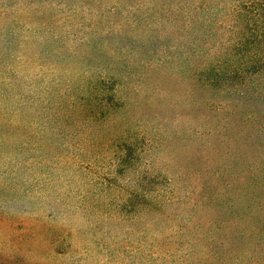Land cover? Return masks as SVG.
<instances>
[{"label": "rangeland", "instance_id": "1", "mask_svg": "<svg viewBox=\"0 0 264 264\" xmlns=\"http://www.w3.org/2000/svg\"><path fill=\"white\" fill-rule=\"evenodd\" d=\"M153 1L158 11V2ZM159 2L162 19L154 25V33L120 37L125 58L118 55L115 61L122 63L125 106L112 111L115 125L109 119L57 125L60 114L50 113L48 108L55 106L42 98L44 89L53 88L59 78L65 82L82 69L110 67L99 49L105 50V38L113 42L121 33H89L92 21L83 11L70 24L64 20L70 12L61 5L60 21L44 29L49 33H40L47 19L34 14V22L20 23L14 35L8 34L12 43L5 62L17 78L21 96L14 107L26 110L30 105L26 98L33 96L40 99V111L23 117L27 124L26 117L34 122L22 129V135L0 131V264H201L199 258L206 251L196 249L197 240L222 243L217 251L224 259L210 258L205 264H230V232L216 231L210 223L228 215L198 204L212 191L214 178L213 183L219 179L223 187L217 185L216 190H225L230 169L245 170L249 163L260 166L264 159L253 151L258 147L248 146L247 152L244 146H230V124L225 120L230 104L222 113L214 110L230 98L213 94L204 107L199 100L194 102L193 96L198 98L192 86L169 66L156 70L162 58L181 62L188 54H179L180 49L192 50L191 43L221 40L225 33H215L214 28L228 24L227 6L221 0L207 1L210 8L202 15L200 27L187 33L181 23L171 27L166 12L183 0ZM39 6L36 3L31 9ZM4 27L0 20V34L9 31ZM4 39L0 35V45ZM115 127L116 133H126L135 141L138 165L160 177L152 188L163 199L157 205L144 201L140 206L129 196L133 177L115 175L111 151L90 149L94 136L112 133ZM242 154L245 157L234 162Z\"/></svg>", "mask_w": 264, "mask_h": 264}, {"label": "trees", "instance_id": "2", "mask_svg": "<svg viewBox=\"0 0 264 264\" xmlns=\"http://www.w3.org/2000/svg\"><path fill=\"white\" fill-rule=\"evenodd\" d=\"M60 1L0 0L2 27L9 29L6 30L7 33L0 34L5 38L0 45L2 66L0 68V131L12 130L16 136L22 135L24 133L22 129L30 127L34 122L33 117H26L27 124L24 120L25 116L40 111L38 106L40 99L33 96L26 98V101L30 102L26 110L22 106L21 110L14 107L16 98L21 97L20 87L17 78L7 69L9 63L5 60L8 56L6 53L8 46L12 43L9 35H14L12 32H15L16 28H21L20 23L29 25L31 20L35 21L34 14L41 15L47 20L42 22L43 30L40 33H49L44 29L60 21L57 16L63 13L62 5L70 12L64 18L66 22L74 24V19L81 10L84 17L92 21L89 33L114 32L122 35L119 34L117 40L113 42H108L105 38V50L99 49L101 54L102 51L105 53L111 64L110 67L94 70L88 67L87 70H80L77 77L65 82L59 78L53 82V88L47 86V89H44L43 101H51V106H55L48 108V111L50 110L51 113L57 110L60 119L55 123L66 127L70 120L81 123L86 121L102 123L109 119L115 125V115L112 111L120 110L125 106L121 89L124 87L121 80L124 72L120 68L122 63L119 60L115 61L118 55L123 56V60L125 58L120 53V50L126 51L120 37L135 32L154 33V25L162 19L160 0H156L159 5L158 11L154 10L153 0H144L145 3H134V5H130V0H63L64 3ZM207 1L183 0V4L175 10L166 11L170 19L169 24L171 27H177L178 23H181L182 29L187 33L198 29L202 15L208 13L210 8ZM228 1L221 0V5L227 6L225 20L228 24L218 23L214 28L215 33H225L224 36L221 34V40L191 43L192 50L180 49L179 54L183 56L188 54L181 62L176 59L171 63L167 58H162L156 70L169 66V70L174 71L175 76H179L181 80L192 86L198 98L193 96L194 102L197 103L199 100V103H204V107H207L213 94L230 98L214 107L219 114L230 104V113H225V120L230 124V146H244L247 152L250 150L249 147H258L259 149L253 151L264 159V0H230V3ZM36 3L41 6L32 10L31 7ZM111 18L118 20L112 22ZM24 28L28 30V27ZM7 37L11 41L7 40ZM137 62H140V59ZM227 115H230V123ZM115 130L116 127L110 130L112 133L104 132L94 136L90 149L111 151L114 157L112 165L115 168V175L133 177L130 180L129 196L133 197L140 206H143L144 201L147 202L146 204L151 203L152 206L157 205L163 199L159 198L160 192L152 188L159 182L160 177L150 175L147 169L138 165L140 151L136 148L135 141L126 133H116ZM244 157L242 154L234 162H239L240 158ZM234 167L237 168V163H234ZM247 167L237 172L234 168L230 169V184L226 183L225 190H216L215 187L217 185L222 187V184L219 179L216 180L217 183H213L216 179L214 178L210 187L212 191L202 197L198 204L202 209H211L228 215L227 219L210 223L215 224L216 231L220 229L230 232V253L233 254H230V264H264V164L257 166L249 163ZM211 238L208 240H212ZM221 244L219 242L213 245L212 241L206 243L197 240L196 249L206 251L202 255L204 257L199 258V263L205 264L210 258L216 257L223 260L224 256L217 251ZM187 253L191 254L192 251Z\"/></svg>", "mask_w": 264, "mask_h": 264}]
</instances>
